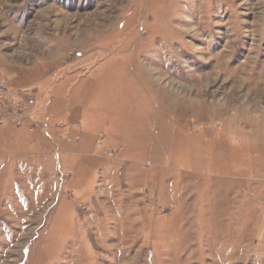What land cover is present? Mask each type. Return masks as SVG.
<instances>
[{
  "label": "rangeland",
  "instance_id": "rangeland-1",
  "mask_svg": "<svg viewBox=\"0 0 264 264\" xmlns=\"http://www.w3.org/2000/svg\"><path fill=\"white\" fill-rule=\"evenodd\" d=\"M0 264H264V0H0Z\"/></svg>",
  "mask_w": 264,
  "mask_h": 264
},
{
  "label": "built area",
  "instance_id": "built-area-1",
  "mask_svg": "<svg viewBox=\"0 0 264 264\" xmlns=\"http://www.w3.org/2000/svg\"><path fill=\"white\" fill-rule=\"evenodd\" d=\"M32 98L28 90L15 89L0 79V125L21 126L24 121L31 120Z\"/></svg>",
  "mask_w": 264,
  "mask_h": 264
}]
</instances>
